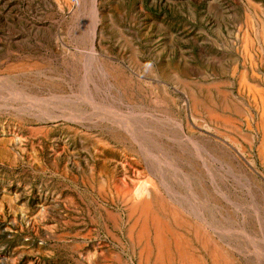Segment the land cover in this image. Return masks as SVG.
<instances>
[{"label": "rangeland", "instance_id": "rangeland-1", "mask_svg": "<svg viewBox=\"0 0 264 264\" xmlns=\"http://www.w3.org/2000/svg\"><path fill=\"white\" fill-rule=\"evenodd\" d=\"M95 1L0 0V264H264V0Z\"/></svg>", "mask_w": 264, "mask_h": 264}, {"label": "bare ground", "instance_id": "bare-ground-1", "mask_svg": "<svg viewBox=\"0 0 264 264\" xmlns=\"http://www.w3.org/2000/svg\"><path fill=\"white\" fill-rule=\"evenodd\" d=\"M95 3L96 1L94 0V5ZM143 194L145 198L140 199L136 204L133 205L131 209V214H136L138 216L137 219H138L139 227L137 229V237L139 240L146 239L147 245L143 248V252L146 254L147 259L149 260V258L152 257L153 264H166V263L174 264V260L176 258H175V254L174 253L172 254L171 252V245L174 244L176 249V257L178 258L179 264H185L186 262H188V264H205L202 258H198V257L196 258L193 255H190L191 253L189 254V252L187 251L188 250V245L186 244L187 242H185L184 239L182 240V237L170 231L169 226L167 225L165 220L162 218V215L160 214L159 211L160 208L158 209V205H155L153 202H158L162 210H168V212H170L173 215L174 220L177 221V224L180 225L182 220L181 210L183 209L180 210L179 208H171V209L164 208V201L161 199V197L160 199H151L152 195L146 189H141L140 191H138L135 194V197L139 199ZM149 226H152L154 229L153 248H151L150 243L147 241L150 239ZM164 233H169L170 238L166 237ZM206 234L208 235V233ZM206 242L208 243V241ZM208 253L211 258V264H236L235 261L225 251L220 249L217 245H214L212 248H210Z\"/></svg>", "mask_w": 264, "mask_h": 264}]
</instances>
